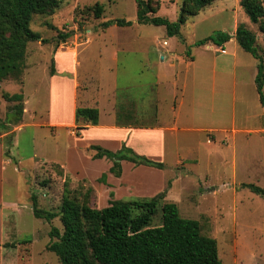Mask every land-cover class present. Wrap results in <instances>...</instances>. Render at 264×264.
<instances>
[{"label":"rangeland","instance_id":"obj_1","mask_svg":"<svg viewBox=\"0 0 264 264\" xmlns=\"http://www.w3.org/2000/svg\"><path fill=\"white\" fill-rule=\"evenodd\" d=\"M182 2L160 0V10L150 16L175 21ZM96 3L104 6L101 18L94 13ZM118 18L132 24L103 25ZM240 23L255 32L258 54L264 61V34L250 21L240 0H214L190 17L175 36L163 25L139 23L136 0H61L54 14L34 15L31 28L47 41L29 42L22 75L0 81L2 119L13 105L5 99L6 93L22 92L28 108L25 119L12 125L11 131L0 130V148L4 146V162L0 159V264H59L47 245L52 226L63 229L60 217L51 222L37 218L31 195H37L40 208L59 212L66 176L73 193L82 198L91 185L78 180L76 173L81 171L93 182L106 172L104 161L90 158L96 151L78 146L71 129L49 125L66 101L64 85L51 72L55 48L73 35L80 42L88 33L95 36L83 47L79 70L81 78L89 72L92 87L113 66L118 85H136L134 97L141 95L149 104L153 92L144 86L155 81L160 66L168 77L176 75L175 88L166 94L168 100L159 113L162 131L136 138L142 149L135 152L155 161L150 155L156 151L154 145L162 143L168 176L173 178L176 173L174 200L181 216L198 220L202 234L217 240L223 264H264V196L242 186L254 183L264 188V108L254 81L259 61L239 46L234 35ZM221 31L232 34L221 46L227 52L213 43L196 45ZM69 32L67 39L60 38ZM164 41L168 44L163 45ZM116 49L119 58L114 63L111 55ZM166 51L187 62H161ZM164 93L163 89L162 97ZM172 102H176L175 108ZM179 160L183 162L176 167ZM100 183L97 206L104 207L111 197L109 192L105 194V182ZM135 198L123 196L125 200ZM96 199L91 193L94 205ZM159 224L160 213L152 225Z\"/></svg>","mask_w":264,"mask_h":264},{"label":"trees","instance_id":"obj_2","mask_svg":"<svg viewBox=\"0 0 264 264\" xmlns=\"http://www.w3.org/2000/svg\"><path fill=\"white\" fill-rule=\"evenodd\" d=\"M60 1L0 0V81L9 76L22 75L28 43L47 41L31 28L34 15L54 14ZM213 1L183 0L178 18L171 21L167 17L150 16L160 10V0H136L137 21L163 25L170 36L180 35L182 25ZM240 5L250 21L257 24L264 34V0H240ZM93 9L96 17L101 18L103 4L96 3ZM113 24L130 26L132 23L124 18L103 22L105 27ZM70 35V32L62 33L60 38L65 40ZM234 35L239 46L259 61L254 81L264 108V61L258 54L257 36L244 23L236 27ZM231 38V33L221 31L198 40L196 45L213 43L221 47ZM51 72L55 74L53 66ZM4 97L13 105L5 119L0 117V130L9 132L12 125H18L23 120L24 94L6 93ZM99 115L96 107L81 106L76 109V120L85 119L93 125L98 124ZM90 149L96 151L94 159L106 157L113 162L110 171L115 175L121 174L123 160L164 168L163 162L137 154L126 144L117 151L98 145H91ZM5 155L9 156V150ZM69 179L66 176L59 212L40 208L36 194L30 197L37 218L51 222L60 217L63 229L52 226L49 232L51 240L47 245V249L57 255L59 264H223L217 240L202 234L198 220L182 217L178 205L164 201L163 194L152 198L111 200L107 207L99 209L91 201V193L96 195L95 189L89 186L83 197L79 198L69 187ZM99 181L106 182L105 173ZM242 186L264 196V188L261 186L254 183H243ZM159 213L161 224L152 225Z\"/></svg>","mask_w":264,"mask_h":264},{"label":"crops","instance_id":"obj_3","mask_svg":"<svg viewBox=\"0 0 264 264\" xmlns=\"http://www.w3.org/2000/svg\"><path fill=\"white\" fill-rule=\"evenodd\" d=\"M85 35L86 37L80 42H78V35H73L68 41L62 42L55 48V74L52 76L54 79H59L64 85L66 90V101L62 107H59L55 120L50 122L49 125L53 128L59 126L71 129L70 132L76 138L78 146L81 144L82 148L87 151L93 152V150L90 149L91 145H98L104 149L117 151L121 149L124 144L134 151L140 150L142 146L136 141V138L153 136L152 134L162 131L161 128L163 127V123L159 120V113L163 102L168 100L167 97H165L167 96L166 94H168L170 88H175L174 83L177 81L176 75H174V79L171 76L168 77L166 72L163 71V67L160 66V70H158L155 75V81L147 83L144 86V88L153 92V99L150 100L151 102L149 104L144 103L143 96L141 95L135 94L136 98L134 97L133 93L135 92L133 91L136 85L129 84L122 88L118 85L117 75L114 72L113 66H110L111 72L109 75L102 81L98 80L97 86L92 87L91 81L93 78L87 76L89 72H84V76L81 78L79 70L82 65L80 55L85 52L83 47L89 45L94 40L93 36H95L91 35V33ZM220 49L221 51L227 52L226 49ZM172 54L173 52L166 51L165 54L161 56V62L168 60L171 65H173L175 61L181 63L187 62L184 57L175 59L172 57ZM102 56V51H100L99 58H102ZM89 58L90 57L85 56L86 60ZM111 58L114 63L118 61V49L112 52ZM67 73L69 76L64 75ZM103 88L106 89L105 94H102ZM163 89L165 93L162 97ZM24 101L25 112L23 120L28 112L25 95ZM172 104L173 108H175L176 102H172ZM81 106L96 107L99 109L100 115L98 124L93 125L85 119L76 120V109ZM154 115L155 117H153ZM145 121H151V123L145 124ZM158 141H160V139L156 140V142ZM154 147L156 150L154 153H151L153 150L151 152H145L151 153L152 155L149 154L150 158H154L155 161L158 160V162H163L164 147L162 143H158V145H154ZM3 158L4 146L0 148V159L2 162H4ZM90 158L92 160H102L105 163L106 182L104 183V189L106 195L108 192L110 194L111 198H108L109 203L111 200H125L123 199L125 194L135 195V199L152 198L163 194L164 201L176 203L174 200V180H176L174 168L183 161L179 160L175 165L176 167H173L174 177L172 178V176H168L166 171L167 166L161 169L152 166L137 165L128 160H123L121 162L122 172L120 175H115L110 171L113 165L110 159L106 160L105 157L94 159L92 155ZM76 174H78V180L86 181L95 191L96 187H101V183L98 179L102 175L95 181L90 182L86 174H82L81 171H78ZM96 196L95 206L97 208L104 209L108 206L98 207L97 191Z\"/></svg>","mask_w":264,"mask_h":264},{"label":"built area","instance_id":"obj_4","mask_svg":"<svg viewBox=\"0 0 264 264\" xmlns=\"http://www.w3.org/2000/svg\"><path fill=\"white\" fill-rule=\"evenodd\" d=\"M164 45H167L168 43L166 42V41H164V43H163Z\"/></svg>","mask_w":264,"mask_h":264}]
</instances>
